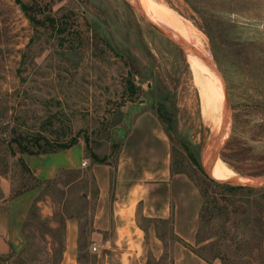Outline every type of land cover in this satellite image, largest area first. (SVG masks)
Masks as SVG:
<instances>
[{
  "label": "rangeland",
  "instance_id": "obj_1",
  "mask_svg": "<svg viewBox=\"0 0 264 264\" xmlns=\"http://www.w3.org/2000/svg\"><path fill=\"white\" fill-rule=\"evenodd\" d=\"M155 1L202 32L224 80L220 157L263 180L264 0ZM196 86L184 50L129 0H0V177L40 190L25 249L0 264H59L68 219L81 264H264V199L210 183L202 160L221 114ZM73 140L82 169L41 182L25 168L19 146ZM202 189L218 208L205 219ZM97 239L111 244L92 251Z\"/></svg>",
  "mask_w": 264,
  "mask_h": 264
},
{
  "label": "crops",
  "instance_id": "obj_2",
  "mask_svg": "<svg viewBox=\"0 0 264 264\" xmlns=\"http://www.w3.org/2000/svg\"><path fill=\"white\" fill-rule=\"evenodd\" d=\"M23 159L39 181L47 182L54 180L64 171L82 169V164L88 160V157H86L84 146L77 144L55 153L24 155ZM14 191L12 182L6 177H0V259L16 256L25 249L27 241L23 235L24 223L40 194L39 189H32L19 195H16ZM101 196L104 197V190ZM98 244L103 250L108 249L106 246H110L111 243L109 239L105 242L97 239L90 244L91 250L93 251L94 247L98 250ZM84 252L80 244L78 222L68 219L59 264H81ZM215 264L221 263L216 262Z\"/></svg>",
  "mask_w": 264,
  "mask_h": 264
},
{
  "label": "bare ground",
  "instance_id": "obj_3",
  "mask_svg": "<svg viewBox=\"0 0 264 264\" xmlns=\"http://www.w3.org/2000/svg\"><path fill=\"white\" fill-rule=\"evenodd\" d=\"M132 2H134L141 13L159 30L170 35L172 38L182 39L186 45L194 46L196 51L204 56L210 55L209 51L205 49V40L201 35L202 32L198 31V29L193 27L194 24L192 23V25L190 23L191 21L185 20L172 8L160 4L155 0H132ZM189 64L194 75L196 87H199L205 104L203 111H207L208 113V111L217 110L221 114L218 135H222L224 134V129L228 126L224 82L208 59L204 60V58L200 59L196 56H190ZM218 135L213 136L212 139L218 138ZM212 146V143H210L206 152H209ZM211 175L220 181H237L245 184H251L255 179L238 177L235 170L221 157L217 158L212 167ZM260 184H264V181H259Z\"/></svg>",
  "mask_w": 264,
  "mask_h": 264
},
{
  "label": "trees",
  "instance_id": "obj_4",
  "mask_svg": "<svg viewBox=\"0 0 264 264\" xmlns=\"http://www.w3.org/2000/svg\"><path fill=\"white\" fill-rule=\"evenodd\" d=\"M19 3H21V2H19ZM21 6H22V9L24 10V12L28 13V11L30 10V7L26 6L25 4H21ZM162 118L165 119L163 115L160 117V119H162ZM167 128H168V130L167 129H165V130H166L167 134L169 135V137L172 139L173 130H172V128H169V127H167ZM78 143H79L78 140H73L71 143L64 144V145H59V144L58 145H52V144L47 142L45 145H41L40 143H37V144L32 145L30 148L29 147L23 148L21 146H19V148H20V152L22 154L44 155V154L55 153V152H59V151H63V150L69 149V148L77 145ZM91 159L93 160L94 163H100V164H105L106 163L105 159L100 158L95 153H92ZM193 162H194V165L196 167L201 169L200 163L197 160H195V161L193 160ZM25 168L29 172H31L28 167L25 166ZM69 171H77V170H69ZM172 172L175 173V174L185 173L183 171H179V172L175 171L173 167H172ZM211 181H210V183L212 185L220 186L221 188H224L228 193H230V192H238V193H242V194L246 193L248 195H253V196L259 197L261 199H264V188L263 189H253V188L242 187V186H232V185H229V184H221L220 185L219 183L217 184L214 181L212 183ZM205 191L206 190H204V189L201 190L202 196L204 198V205H203L202 212H201V218L202 219L203 218L205 219V217H206L205 215L213 214V213H215L214 211L218 210V208L215 207V206L214 207L213 206L212 207L209 206L208 194ZM16 195H19V194H16ZM263 222H264V210H263ZM28 225H29V222L26 223V226H28ZM263 233H264V229H263ZM202 243H204V242L203 241H198L199 245L202 244ZM199 256L201 258L207 260V258L205 256L200 255V254H199ZM216 258H219V257L217 256Z\"/></svg>",
  "mask_w": 264,
  "mask_h": 264
},
{
  "label": "water",
  "instance_id": "obj_5",
  "mask_svg": "<svg viewBox=\"0 0 264 264\" xmlns=\"http://www.w3.org/2000/svg\"><path fill=\"white\" fill-rule=\"evenodd\" d=\"M129 1L132 2V0H129ZM132 3L134 4V2H132ZM134 6L136 7L137 10H139L138 7L135 4H134ZM162 33L167 38L171 39L177 46L182 48L184 50L185 54L188 56V58L190 56H196V57H198L200 59H203V58H204V60L208 59L209 61H211V63L214 66V60H213L211 55L204 56L200 52H197L194 46L186 45L182 39H175V38H172L170 35H168V34H166L164 32H162ZM215 70H216V68H215ZM216 72L218 73V75H220V73L217 70H216ZM220 77L222 78L221 75H220ZM222 81L224 82L223 78H222ZM229 114L230 113L228 111V116H229ZM228 135H229V125L224 129V134L218 135V138H216V139L214 138V139H212L210 141V143H212L213 146H212V148L210 149L209 152H206V149H207L208 145L205 148V152H204L202 163H203V167H204V171H205L206 176L208 178H210L211 180L219 182L221 184L242 186V187H248V188H253V189H263L264 188V184H260L259 185V181H264V179L263 180L254 179L253 183L245 184V183H241V182H237V181H220V180H217V179L212 177V175H211L212 167L214 166L217 158L220 157V151H221V149L223 147V144H224L225 140L227 139ZM256 182H258V183H256Z\"/></svg>",
  "mask_w": 264,
  "mask_h": 264
},
{
  "label": "built area",
  "instance_id": "obj_6",
  "mask_svg": "<svg viewBox=\"0 0 264 264\" xmlns=\"http://www.w3.org/2000/svg\"><path fill=\"white\" fill-rule=\"evenodd\" d=\"M83 165L85 166V165H86V162H84V163H83ZM93 249H94V251H96V250H97V248H96V247H94Z\"/></svg>",
  "mask_w": 264,
  "mask_h": 264
}]
</instances>
